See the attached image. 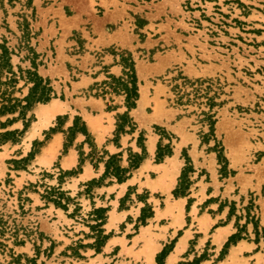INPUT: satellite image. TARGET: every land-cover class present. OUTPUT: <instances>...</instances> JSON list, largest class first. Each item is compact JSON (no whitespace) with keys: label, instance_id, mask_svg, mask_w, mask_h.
<instances>
[{"label":"rangeland","instance_id":"obj_1","mask_svg":"<svg viewBox=\"0 0 264 264\" xmlns=\"http://www.w3.org/2000/svg\"><path fill=\"white\" fill-rule=\"evenodd\" d=\"M96 73L103 76L81 91L84 76ZM84 96L102 98L115 113V140L131 137L123 152L93 156L105 162L103 177L123 182L151 154L162 165L152 168L161 178L152 189L177 199L195 186L224 187L235 199L223 206L257 230L264 0H0V264H148L146 240L155 250L163 244L157 226L143 228L153 214L149 199L158 201L137 187L120 202L128 218L112 230L117 218L107 223L105 209L85 212L65 195L64 183L80 168L63 172L62 156L77 134L92 143L76 113ZM51 102L62 111L27 139L37 110ZM176 207L167 212L172 227L180 224ZM112 236L120 239L105 248ZM178 237L153 251L155 264H166Z\"/></svg>","mask_w":264,"mask_h":264},{"label":"crops","instance_id":"obj_2","mask_svg":"<svg viewBox=\"0 0 264 264\" xmlns=\"http://www.w3.org/2000/svg\"><path fill=\"white\" fill-rule=\"evenodd\" d=\"M114 69H117V66H110L109 72L117 76L118 73H115ZM95 75V77L84 76L85 79L80 81V83L84 82V85L80 86L81 91L84 88L87 90L94 85L99 75L103 76L101 73H96ZM80 106L77 107L76 113L81 117V121L84 122L85 131L92 143H87L86 135L77 134L73 147L61 158V169L63 172H72L77 170L78 166L80 168L78 173L70 176L63 186L66 191L65 195L72 197L77 203L76 205L84 208L88 206L87 209L85 208V212L105 209L107 223L111 219L117 218V221L113 222L110 228L112 230L123 223L130 214L119 209L121 199L124 198L130 187H137L135 189L136 193L146 192L149 197L158 201V205H154L150 203L151 200L149 199L153 214L150 219L146 220L147 224L143 227L154 228L157 226L158 230L153 231H156V235H161L164 238L163 244L162 239L156 242L158 248L155 250V254L160 252L165 246L164 244L168 243L169 240L178 237L179 232V237L166 258V264L167 262L169 264H177L178 262L179 264H191L194 259L200 257L205 251L207 257L201 260L199 264H264V238H262V235H264V211H262L261 207L258 213V228L254 231L251 224H246L245 220L238 219L235 215H230L229 208L223 206L222 201L224 203L226 199H235L230 194L229 196L223 195V192H226L224 187L215 188L213 185H208L202 188L195 186L192 191L193 194H187L186 197L177 199L173 197L168 199L166 198L167 194L161 195L159 190L152 189L161 180L159 176L151 175L155 172L152 168L162 165L153 164L151 154L147 157L145 156L140 167L134 170L131 176L123 182H117L112 176L103 177L106 171L105 162L97 159L93 160V156L106 155L108 157V155L119 154L128 145L131 146L129 144L131 137L127 134H121L117 140L114 139L116 131L115 113L107 111L102 98L84 96L83 103H80ZM70 125H72V120L67 123V126ZM133 144L135 146V142ZM80 154H82L83 162L80 161ZM175 156L173 154L169 160ZM178 157L179 154L177 160H179ZM120 166L122 168L127 167V161L120 162ZM176 184L177 177L170 188H168L169 194H171ZM260 188L262 189V186ZM156 195L164 198H156ZM166 199L168 203H166ZM262 199H264V196H262ZM176 205V212L179 214L181 212L182 218L180 219L181 214L178 215V221L176 220V222L180 224L177 227H172L167 212H171ZM187 206L189 207L188 212ZM204 206L205 210L202 209ZM133 219L135 222L136 217H133ZM234 236H238L235 242L230 243L223 258L218 260L224 246ZM116 239L120 238L112 236L107 241L105 248L109 247L112 249L115 244L110 245V243ZM191 242H193L192 249H190ZM208 246L210 249H207ZM188 250H190L191 254H187ZM155 254L152 258L154 264Z\"/></svg>","mask_w":264,"mask_h":264},{"label":"bare ground","instance_id":"obj_3","mask_svg":"<svg viewBox=\"0 0 264 264\" xmlns=\"http://www.w3.org/2000/svg\"><path fill=\"white\" fill-rule=\"evenodd\" d=\"M61 111H62L61 104H58L57 102H51L48 106L41 105L36 112L39 117V122L33 125V127L31 128L30 132L27 135V139L33 137L36 131L40 127L45 126L46 124L49 123L50 119L54 117L55 113ZM152 147L153 145L150 142L149 149L152 150ZM39 162L48 163L49 160L40 158ZM154 250H155V246L151 244V240L147 239L144 244V250L142 249V251H143V255H145L148 261V264H151V259H152L151 256Z\"/></svg>","mask_w":264,"mask_h":264},{"label":"trees","instance_id":"obj_4","mask_svg":"<svg viewBox=\"0 0 264 264\" xmlns=\"http://www.w3.org/2000/svg\"><path fill=\"white\" fill-rule=\"evenodd\" d=\"M127 100H129V96L127 97ZM39 101H47V98H45L44 100H39Z\"/></svg>","mask_w":264,"mask_h":264}]
</instances>
